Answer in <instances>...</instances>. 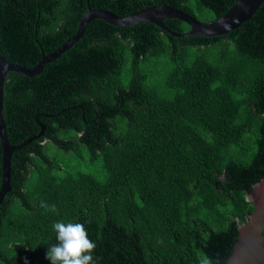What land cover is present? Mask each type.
Wrapping results in <instances>:
<instances>
[{
  "label": "trees",
  "instance_id": "16d2710c",
  "mask_svg": "<svg viewBox=\"0 0 264 264\" xmlns=\"http://www.w3.org/2000/svg\"><path fill=\"white\" fill-rule=\"evenodd\" d=\"M237 1L0 0V54L33 68L90 9L125 16L170 5L214 21ZM165 24L190 29L178 18ZM4 92L10 144L46 129L12 154L0 264H50L55 221L85 226L96 264L228 263L255 210L248 194L264 179V1L212 37L94 19L41 73L9 72Z\"/></svg>",
  "mask_w": 264,
  "mask_h": 264
},
{
  "label": "water",
  "instance_id": "95a60500",
  "mask_svg": "<svg viewBox=\"0 0 264 264\" xmlns=\"http://www.w3.org/2000/svg\"><path fill=\"white\" fill-rule=\"evenodd\" d=\"M264 0H238L224 15L214 21H203L189 12L170 5L149 6L134 13L120 16L105 9H90L80 20L76 34L54 52L44 55L41 61L33 68L24 67L8 61L0 54V138L3 147V182L0 188V204L6 194L12 190L11 157L15 149L43 136L46 127L42 125L41 132L19 145L10 144L6 133L4 118V85L8 73L16 71L24 76H34L43 71L45 66L65 52L84 34L87 25L94 19H103L106 22L121 27L134 26L140 23H156L173 36L187 38L191 36L212 37L226 35L249 21L259 9ZM168 18H178L190 25L187 32L173 31L166 24ZM255 206L254 212L244 224L239 225V241L235 245L234 253L227 264H264V179L254 185L248 197Z\"/></svg>",
  "mask_w": 264,
  "mask_h": 264
},
{
  "label": "clouds",
  "instance_id": "9594fccd",
  "mask_svg": "<svg viewBox=\"0 0 264 264\" xmlns=\"http://www.w3.org/2000/svg\"><path fill=\"white\" fill-rule=\"evenodd\" d=\"M40 206L52 212L57 211L55 204L48 205L41 201ZM52 229L57 242L47 248L46 259L50 264H96L93 253L97 245L89 239L83 224L55 221ZM25 264H27L26 258ZM198 264H214V262L205 255L199 257Z\"/></svg>",
  "mask_w": 264,
  "mask_h": 264
},
{
  "label": "rangeland",
  "instance_id": "374dc122",
  "mask_svg": "<svg viewBox=\"0 0 264 264\" xmlns=\"http://www.w3.org/2000/svg\"><path fill=\"white\" fill-rule=\"evenodd\" d=\"M49 151L50 152H53V153H55V156H57V157H59V158H61V159H63V160H66V161H68L69 159L67 158V156H69L70 154L69 153H66L65 151H63V152H61V153H59L58 151H56V147L54 146V144H49ZM56 151V152H55ZM75 161V160H74ZM73 161V164L72 165H74V166H76V167H79L80 166V163L79 162H74ZM58 163L59 164H61V166H62V169H66L65 167H64V162L61 160V161H58ZM71 167H73V166H71ZM95 168V174H98V176H102L103 174L101 173V170L97 167V166H95L94 167ZM59 171L61 172V169H59ZM248 199L250 200V199H252V197L251 196H249L248 197Z\"/></svg>",
  "mask_w": 264,
  "mask_h": 264
}]
</instances>
